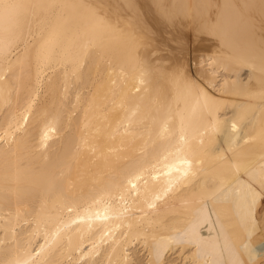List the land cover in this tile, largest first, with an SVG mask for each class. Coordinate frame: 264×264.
Segmentation results:
<instances>
[{"label":"bare ground","instance_id":"6f19581e","mask_svg":"<svg viewBox=\"0 0 264 264\" xmlns=\"http://www.w3.org/2000/svg\"><path fill=\"white\" fill-rule=\"evenodd\" d=\"M0 264H264V0H0Z\"/></svg>","mask_w":264,"mask_h":264}]
</instances>
